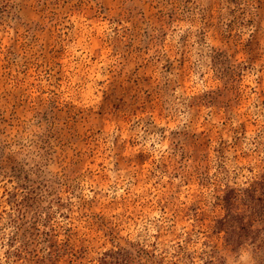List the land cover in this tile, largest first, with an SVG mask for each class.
I'll return each mask as SVG.
<instances>
[{
  "label": "rangeland",
  "instance_id": "obj_1",
  "mask_svg": "<svg viewBox=\"0 0 264 264\" xmlns=\"http://www.w3.org/2000/svg\"><path fill=\"white\" fill-rule=\"evenodd\" d=\"M0 264H264V0H0Z\"/></svg>",
  "mask_w": 264,
  "mask_h": 264
}]
</instances>
